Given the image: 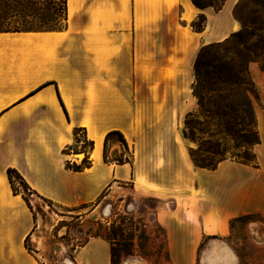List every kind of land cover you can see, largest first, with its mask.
I'll return each mask as SVG.
<instances>
[{
  "label": "crops",
  "instance_id": "crops-1",
  "mask_svg": "<svg viewBox=\"0 0 264 264\" xmlns=\"http://www.w3.org/2000/svg\"><path fill=\"white\" fill-rule=\"evenodd\" d=\"M237 1L215 11L190 0H65V28L0 31V264H45L27 248L35 218L21 193H13L8 168L32 194L72 209L130 183L135 194L157 200L171 264H197V248L207 239L202 264L212 242L215 264H237L227 242L230 221L264 217V118L252 174L228 161L196 167L181 130L196 106V54L239 30ZM199 13L206 25L196 32L190 22ZM75 127L93 142L91 165L81 171L66 167L84 157L64 152ZM109 131L123 135L129 162H119L128 149L116 136L104 159ZM61 261L111 264L110 243L88 239Z\"/></svg>",
  "mask_w": 264,
  "mask_h": 264
},
{
  "label": "rangeland",
  "instance_id": "rangeland-1",
  "mask_svg": "<svg viewBox=\"0 0 264 264\" xmlns=\"http://www.w3.org/2000/svg\"><path fill=\"white\" fill-rule=\"evenodd\" d=\"M238 2L232 14L240 27L239 18L249 20L259 13L264 14V8L260 9L248 0L235 11ZM256 8L261 12H255ZM64 25V0H0V31H46ZM248 72L257 94L256 98L252 97V127L242 124L234 127L228 125L226 119L224 124L217 125L215 116L201 111L196 102L195 108L182 119L181 130L184 131L188 154L193 149L196 158L205 164L217 166L221 161H228L249 168L252 174L259 167L257 149L261 137L258 119L264 118V69L258 62L251 61ZM250 128L258 132L259 143L247 145L244 142L247 135L252 137L247 131ZM82 146V143H73L72 147L82 149ZM110 153L108 149V155ZM125 156L130 161L129 149ZM17 189L22 191L18 184ZM25 196L35 218L27 246L37 253L42 263L61 264L65 255L74 254L86 240L102 237L111 239L112 243H109L113 244L116 264H171L165 232L156 218L157 200L135 194L130 183L113 186L84 208H64L27 191ZM227 240L237 256V264H264V217L260 214L249 213L233 218ZM207 241L197 248V264H202ZM228 253L231 259L235 258L229 250Z\"/></svg>",
  "mask_w": 264,
  "mask_h": 264
},
{
  "label": "trees",
  "instance_id": "trees-1",
  "mask_svg": "<svg viewBox=\"0 0 264 264\" xmlns=\"http://www.w3.org/2000/svg\"><path fill=\"white\" fill-rule=\"evenodd\" d=\"M198 9L207 6L213 7L215 11L222 8L225 0H190ZM254 6L260 9L264 8V0H248ZM245 0H239L235 11L244 5ZM65 5V0H64ZM261 12L258 8L255 12ZM66 19V5H65ZM241 21L239 30L231 33L221 41L202 45L195 57L193 63L194 81L192 84V94L196 98L197 106L205 113L213 114L216 118V124L237 126L242 124L244 127H252L254 120L252 97L256 98L254 84L248 72V64L251 61L258 62L264 69V14L259 13L249 20ZM206 18L204 14L199 13L195 20L190 22V27L201 32L205 28ZM65 28V25L60 29ZM59 30V29H47ZM3 31H21V30H3ZM29 31V30H28ZM248 122H247V121ZM219 123V124H218ZM252 137L246 136L244 142L248 144L259 143V135L248 129ZM74 143H82V149H75L68 146L65 153H84L80 163L67 161L66 167L73 171H81L91 165L90 151L93 148V142L85 137L84 128L75 127ZM184 136V131L182 130ZM116 136L122 145L128 149L123 135L119 131H109L106 133L103 144V157L108 160V140ZM189 156L196 167L215 169L216 166L205 164L203 160L197 159L195 150L190 149ZM119 162H129L125 156L120 158ZM7 175L13 190V193H21L28 204L25 192L32 194L33 191L25 183L23 178L12 168L7 169ZM17 184L22 188L19 192ZM43 200L45 198L40 197ZM109 242L111 239L107 238ZM112 243V242H111ZM110 244V261L116 264L115 251ZM27 248H29L27 246Z\"/></svg>",
  "mask_w": 264,
  "mask_h": 264
},
{
  "label": "bare ground",
  "instance_id": "bare-ground-1",
  "mask_svg": "<svg viewBox=\"0 0 264 264\" xmlns=\"http://www.w3.org/2000/svg\"><path fill=\"white\" fill-rule=\"evenodd\" d=\"M208 251H209V253L207 254V257H205L207 259L208 264H215L214 262H216V257H215L216 256V247H215L214 242H212L210 244ZM218 258H220V257H218ZM128 263L129 262H127V263L124 262L122 264H128ZM68 264H70V263H68Z\"/></svg>",
  "mask_w": 264,
  "mask_h": 264
}]
</instances>
